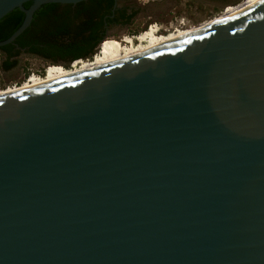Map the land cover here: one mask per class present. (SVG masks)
<instances>
[{
  "label": "water",
  "instance_id": "obj_1",
  "mask_svg": "<svg viewBox=\"0 0 264 264\" xmlns=\"http://www.w3.org/2000/svg\"><path fill=\"white\" fill-rule=\"evenodd\" d=\"M84 1L0 0V21L26 15L0 48ZM0 264H264V6L1 99Z\"/></svg>",
  "mask_w": 264,
  "mask_h": 264
},
{
  "label": "trees",
  "instance_id": "obj_2",
  "mask_svg": "<svg viewBox=\"0 0 264 264\" xmlns=\"http://www.w3.org/2000/svg\"><path fill=\"white\" fill-rule=\"evenodd\" d=\"M32 3L25 4L29 9ZM59 5L43 6L34 16L30 28L15 42L0 48L1 69L10 71L19 64L21 49L29 48L46 64L71 69L77 61H92L106 41L98 36L95 12L84 11L72 16L59 12ZM85 14V17L82 16ZM26 15L16 9L0 21V43L9 40L24 24ZM20 50L15 51V47ZM2 89V88H0ZM4 90V89H2Z\"/></svg>",
  "mask_w": 264,
  "mask_h": 264
},
{
  "label": "bare ground",
  "instance_id": "obj_3",
  "mask_svg": "<svg viewBox=\"0 0 264 264\" xmlns=\"http://www.w3.org/2000/svg\"><path fill=\"white\" fill-rule=\"evenodd\" d=\"M263 6L264 0H252L238 11L236 9H230L227 13L214 18L210 23L197 29L183 27L166 35H160V28L157 26L152 27L137 36V38L125 37L121 41L107 42L103 47L101 46L102 49L92 61L76 62L71 69L60 66L55 67L47 70L43 77L33 76L28 83L22 86L4 90L0 89V100H8L18 96L32 94L36 91L67 84L75 79L124 68L135 62L199 38Z\"/></svg>",
  "mask_w": 264,
  "mask_h": 264
},
{
  "label": "rangeland",
  "instance_id": "obj_4",
  "mask_svg": "<svg viewBox=\"0 0 264 264\" xmlns=\"http://www.w3.org/2000/svg\"><path fill=\"white\" fill-rule=\"evenodd\" d=\"M250 1L252 0H229L224 3H214L208 0H142L141 4L143 5L148 2L163 5L150 10L151 13L139 22L138 28L133 29L136 33L122 32L117 37L106 39L105 42L121 41L123 38L132 37L134 34V36H139L156 25L162 30L160 35H166L183 27L197 29L210 23L214 18L227 13L230 9L238 11ZM152 14L155 15L152 17L153 19L150 18ZM55 67L58 66L46 64L33 58H23L19 69L5 73L1 69L0 57V88L10 89L22 86L28 83L33 76L43 77L47 70Z\"/></svg>",
  "mask_w": 264,
  "mask_h": 264
},
{
  "label": "flooded vegetation",
  "instance_id": "obj_5",
  "mask_svg": "<svg viewBox=\"0 0 264 264\" xmlns=\"http://www.w3.org/2000/svg\"><path fill=\"white\" fill-rule=\"evenodd\" d=\"M214 3H224L229 0H208ZM142 0H87L82 3L71 5V4H53L59 5V12L67 11L70 12L72 16L77 15L79 12L84 11V13L95 12L96 15L95 21L98 24V36L102 39H108L110 37H117L122 32H133L136 33L133 29L138 28L139 22L144 19L148 14L151 13V9L154 7H159L163 4L159 3H146L141 4ZM35 5L32 2V5L29 9L33 8ZM48 5V4H47ZM143 5V6H142ZM46 6V5H43ZM35 11V14L41 10L43 7ZM34 14V16H35ZM85 17V14H82ZM155 17L154 14L150 15V18ZM135 35V34H134ZM133 35V36H134ZM132 36V35H130ZM132 36V37H133ZM15 44V43H14ZM106 44V42L104 43ZM102 45V47L104 46ZM100 46V49H102ZM20 50L17 46L15 51ZM29 48L21 49V55L17 58L19 64L17 67L13 68L10 71H3L5 73L19 69L21 60L23 58H33L37 60L38 56L29 53ZM42 61V60H41ZM59 67V66H58Z\"/></svg>",
  "mask_w": 264,
  "mask_h": 264
},
{
  "label": "built area",
  "instance_id": "obj_6",
  "mask_svg": "<svg viewBox=\"0 0 264 264\" xmlns=\"http://www.w3.org/2000/svg\"><path fill=\"white\" fill-rule=\"evenodd\" d=\"M152 27H157V25H156V26H152ZM152 27H151V28H152ZM151 28H150V29H151ZM159 31H160V33L162 32L161 29H159ZM133 38H137V36H133Z\"/></svg>",
  "mask_w": 264,
  "mask_h": 264
}]
</instances>
